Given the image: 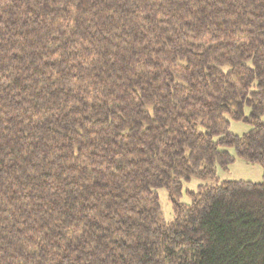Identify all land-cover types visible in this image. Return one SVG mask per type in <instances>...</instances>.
<instances>
[{"label":"trees","instance_id":"trees-1","mask_svg":"<svg viewBox=\"0 0 264 264\" xmlns=\"http://www.w3.org/2000/svg\"><path fill=\"white\" fill-rule=\"evenodd\" d=\"M263 115L264 0H0V264H264Z\"/></svg>","mask_w":264,"mask_h":264},{"label":"rangeland","instance_id":"rangeland-1","mask_svg":"<svg viewBox=\"0 0 264 264\" xmlns=\"http://www.w3.org/2000/svg\"><path fill=\"white\" fill-rule=\"evenodd\" d=\"M249 113V110H247ZM264 122V115L262 116ZM251 125L245 122L231 121L228 130L237 135H243L250 131ZM230 153L236 157V161L228 168L224 170L218 168L219 180L215 182V185L220 183L221 180H237V181H250L254 183H261L264 181V168L259 164H252L236 156L234 149H230ZM213 183L212 181H201L198 179H192L188 182H184L183 192L184 198L182 199L185 203L190 202V198L186 194V191H196L199 185H207ZM160 205L162 209V217L165 222L170 223L174 220V212L172 203L169 200L168 191L165 188L157 189Z\"/></svg>","mask_w":264,"mask_h":264}]
</instances>
